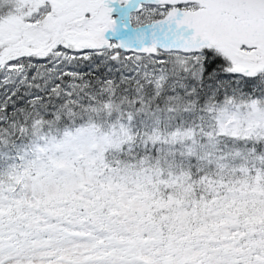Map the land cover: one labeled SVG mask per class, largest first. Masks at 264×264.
I'll return each instance as SVG.
<instances>
[{"label":"snow or ice","instance_id":"6c2138e0","mask_svg":"<svg viewBox=\"0 0 264 264\" xmlns=\"http://www.w3.org/2000/svg\"><path fill=\"white\" fill-rule=\"evenodd\" d=\"M0 264H264V0H0Z\"/></svg>","mask_w":264,"mask_h":264}]
</instances>
